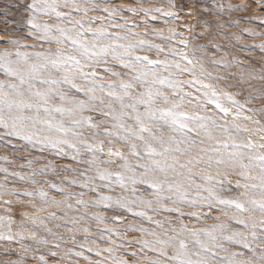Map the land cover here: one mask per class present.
<instances>
[{"label":"snow or ice","instance_id":"obj_1","mask_svg":"<svg viewBox=\"0 0 264 264\" xmlns=\"http://www.w3.org/2000/svg\"><path fill=\"white\" fill-rule=\"evenodd\" d=\"M165 2L168 11L109 0H28V32L0 39V142L85 166L57 169L48 161L31 175L0 169V196H15L21 209L17 220L13 201H0V241L18 244L24 258L46 246L60 249L63 236L48 223L67 227L69 211L91 206L116 212L110 219L120 226L97 229L109 234L100 237L107 247L93 238L87 249L98 259L69 248L36 255L37 264H48L45 255L73 254L88 264H264V105L247 107L264 101V84L257 90L251 83L264 81V70L259 77L241 74L249 86L237 92L213 84L224 77L205 65L219 61L205 60L186 39L179 44L191 53L174 46L173 28L164 36L163 29L148 27L157 15L176 19L175 0ZM234 7L245 5H217L229 12ZM141 25L144 31L132 30ZM150 33L168 44L136 39ZM153 51L156 59L141 54ZM241 92L248 93L243 101L236 98ZM48 171L71 175L57 177L59 184L36 179ZM8 176L33 187H8ZM68 187L87 189L94 198L72 203L85 193ZM85 218L109 219L84 211L67 230ZM89 230L83 228L86 238Z\"/></svg>","mask_w":264,"mask_h":264},{"label":"rangeland","instance_id":"obj_2","mask_svg":"<svg viewBox=\"0 0 264 264\" xmlns=\"http://www.w3.org/2000/svg\"><path fill=\"white\" fill-rule=\"evenodd\" d=\"M28 0H0V39L7 37L24 36L28 32L26 25V13L23 8V4L27 3ZM111 5L115 4H127L139 7L141 4L145 7H163L165 11L169 10L168 4L165 0H109ZM177 7L172 9L176 13V19H169L161 15H157L155 19H149L148 27L163 29L164 36H170L168 32L169 28L176 30L178 35L172 37L175 42L174 46L182 51L191 53L192 48L184 49L179 41L186 39L188 43L197 48L205 60L215 59L220 62L219 65L207 63L205 65L207 71L212 72L214 76H223V80H212L211 82L226 91L237 92L241 88L246 89L249 84L240 82V75L244 74L246 77L256 76L259 77L262 70H264V34L252 35L251 32L264 33V5H261L257 0H175ZM219 4H232V5H245L242 9H236L235 7L229 12L226 10H220L217 8ZM189 13H191L189 15ZM100 15V13H96ZM125 17H130L134 20H143L146 17L136 16L131 17L130 13H123ZM166 21V22H165ZM247 29L248 31H242ZM133 31H144V26L141 25L138 28L132 29ZM136 39H145L150 43L167 45L168 42L154 37L151 33L146 37H138ZM25 42L31 43L32 41L26 40ZM203 47H200V46ZM167 50V48L165 49ZM141 54H147L152 59H156V53L144 52ZM161 59L164 57L161 56ZM192 58V57H190ZM195 57L193 59H199ZM233 61H239L240 63H232ZM228 64V67H222L221 65ZM233 74V75H229ZM257 90H259L261 84L264 81L259 79L251 81ZM232 84L234 87L228 88L227 85ZM258 94V91L257 93ZM248 96L247 92H241L236 98L243 101ZM264 105V101H253L248 104L249 108H259ZM251 115V113H249ZM258 115H254L253 119H259ZM15 144H19V141H13ZM7 156V160L0 159V169L7 168L8 172H21L24 175H31L33 168H43L48 161L52 162V166L59 169L62 165H68L70 168H75L78 171L84 169L83 164H77L69 158L59 157L51 153H45L43 156L38 151L28 152L21 147L6 146L5 143L0 142V158ZM40 159L33 164H27V160ZM23 165V167H21ZM70 172L48 171L46 175L36 174V179L43 180L47 179L51 182L59 184L57 177L63 178L64 176H70ZM5 178L4 172L0 171V181ZM76 178V177H73ZM78 179V178H77ZM7 186L15 187L19 190L24 188L33 187L29 183H20L17 179L12 176L7 178ZM69 191L85 193L84 197H72L70 202L74 203L76 199H90L94 198L87 189H81L79 187H68ZM50 196H55L57 199L61 198V195L55 191H49ZM22 198V197H21ZM15 196H0V201L11 200L13 201V212L16 214V219H19L18 212L21 210L15 206ZM50 211H57L59 218V210L56 208L49 209ZM87 211L89 213L99 212L106 219L103 224L98 223L94 219L85 218L84 220L78 221V227H72V232L67 230L71 227V220L74 215L81 212ZM4 213V205L0 203V215ZM117 213L100 208H92L89 206L87 209L83 207H77L76 209L69 211L68 216L65 218L67 227H55L51 222L48 223V227L52 228L53 232L59 233L63 236L64 243L61 244L60 249L51 248L46 246L40 248L39 253H28V257L24 258V254L20 252L18 244H9L5 241H0V260H13L21 259L22 264H37L35 259L36 255L41 253L46 254L50 251L60 252L61 254L67 252L69 248L76 251H82L84 255L90 257V259H98L95 255L88 252L89 247H94L92 239H96V244L100 247H107L108 245L104 240L100 239L101 235L107 237L108 233H102L97 229L116 228L120 227L117 225L111 217ZM121 218H125L122 214ZM127 219H132L130 216ZM212 221H208L211 223ZM64 223V222H62ZM88 227L90 230L87 233V238L83 232V228ZM72 233H75V240L72 239ZM121 233L123 230L121 228ZM41 235H45L41 231ZM51 239V237H49ZM83 244L84 248L80 245ZM33 248L38 247L35 244L30 245ZM11 249L8 254H5L4 249ZM48 264H88L82 257H77L74 254L69 255L61 259L60 257H51L45 255Z\"/></svg>","mask_w":264,"mask_h":264}]
</instances>
